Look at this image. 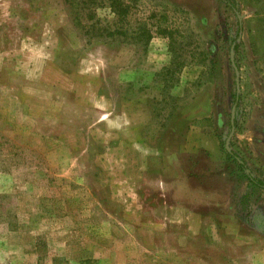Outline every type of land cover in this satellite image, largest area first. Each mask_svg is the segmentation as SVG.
Masks as SVG:
<instances>
[{
    "label": "rangeland",
    "instance_id": "obj_1",
    "mask_svg": "<svg viewBox=\"0 0 264 264\" xmlns=\"http://www.w3.org/2000/svg\"><path fill=\"white\" fill-rule=\"evenodd\" d=\"M240 163L264 0H0V264H264Z\"/></svg>",
    "mask_w": 264,
    "mask_h": 264
},
{
    "label": "trees",
    "instance_id": "obj_2",
    "mask_svg": "<svg viewBox=\"0 0 264 264\" xmlns=\"http://www.w3.org/2000/svg\"><path fill=\"white\" fill-rule=\"evenodd\" d=\"M227 5L229 6V4H227ZM110 7H111V5H110ZM236 49H237V46H236V43H234L233 51L235 52ZM240 168L242 169L247 181L250 184H252L254 187L264 191V181L252 178L250 176V174L248 173V171L246 170V167L243 163H240Z\"/></svg>",
    "mask_w": 264,
    "mask_h": 264
},
{
    "label": "water",
    "instance_id": "obj_3",
    "mask_svg": "<svg viewBox=\"0 0 264 264\" xmlns=\"http://www.w3.org/2000/svg\"><path fill=\"white\" fill-rule=\"evenodd\" d=\"M233 56H234L233 49H231V52H230V57L231 58H230V60H231L232 64H233ZM232 66L235 68L234 64ZM236 75H237V72H236ZM234 111H235V107H233L232 114H231V132L233 131ZM228 142H229V138L226 141V149H227V146H228Z\"/></svg>",
    "mask_w": 264,
    "mask_h": 264
}]
</instances>
